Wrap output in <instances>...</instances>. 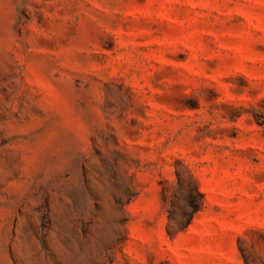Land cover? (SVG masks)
Segmentation results:
<instances>
[{
    "label": "rangeland",
    "instance_id": "rangeland-1",
    "mask_svg": "<svg viewBox=\"0 0 264 264\" xmlns=\"http://www.w3.org/2000/svg\"><path fill=\"white\" fill-rule=\"evenodd\" d=\"M0 264H264V0H0Z\"/></svg>",
    "mask_w": 264,
    "mask_h": 264
},
{
    "label": "trees",
    "instance_id": "trees-1",
    "mask_svg": "<svg viewBox=\"0 0 264 264\" xmlns=\"http://www.w3.org/2000/svg\"><path fill=\"white\" fill-rule=\"evenodd\" d=\"M192 177H193V175H192ZM195 192H196L197 195H201V192L199 191L198 188H195ZM190 205L193 208L192 209V214H194V213H196L197 211H199L201 209V207H202V200H198V201L197 200L196 201L191 200Z\"/></svg>",
    "mask_w": 264,
    "mask_h": 264
}]
</instances>
